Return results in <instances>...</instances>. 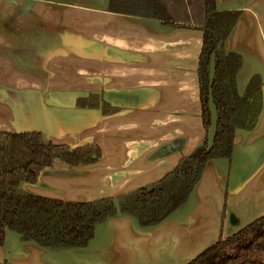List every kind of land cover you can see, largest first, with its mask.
I'll use <instances>...</instances> for the list:
<instances>
[{"label":"crops","instance_id":"0c3cea01","mask_svg":"<svg viewBox=\"0 0 264 264\" xmlns=\"http://www.w3.org/2000/svg\"><path fill=\"white\" fill-rule=\"evenodd\" d=\"M242 15L224 44L243 67L237 86L264 82V0H216ZM109 0H0V131H38L47 141L96 144L102 158L36 168L30 193L65 201L117 198L162 179L206 140L199 57L203 32L113 13ZM96 94L120 110L78 108ZM264 98V87H263ZM264 215V107L256 129L238 131L231 161L210 160L188 204L142 228L110 218L84 249L48 250L6 232L0 263L187 264Z\"/></svg>","mask_w":264,"mask_h":264},{"label":"trees","instance_id":"16d2710c","mask_svg":"<svg viewBox=\"0 0 264 264\" xmlns=\"http://www.w3.org/2000/svg\"><path fill=\"white\" fill-rule=\"evenodd\" d=\"M108 10L203 32L198 76L206 133L211 125L210 61L221 46L212 85L219 116L214 147L207 153L206 135L203 145L184 156L162 179L117 198L78 202L36 195L23 186L37 184L36 168H52L55 161L73 167L97 163L102 158L98 145L73 148L47 141L38 131H0V247L6 232L11 231L22 242H33L48 250L84 249L94 240L97 229L118 215L132 217L142 228L157 226L186 207L210 160H232L237 132L250 133L259 123L264 82L258 74L253 75L240 95L237 75L243 58L224 50L242 11H219L216 0H109ZM76 106L100 109L104 116L120 111L96 94L77 99ZM187 264H264V215L226 237L221 235Z\"/></svg>","mask_w":264,"mask_h":264},{"label":"water","instance_id":"95a60500","mask_svg":"<svg viewBox=\"0 0 264 264\" xmlns=\"http://www.w3.org/2000/svg\"><path fill=\"white\" fill-rule=\"evenodd\" d=\"M221 46H218L216 51L211 57L210 61V68H209V104H208V109L211 115V125L207 133V148L206 151L207 153H210L211 150L214 147L216 138H217V133H218V121H219V116H218V109L217 106L214 102V97H213V92H212V85L215 80L216 76V58H217V52L220 50Z\"/></svg>","mask_w":264,"mask_h":264},{"label":"flooded vegetation","instance_id":"af4514ba","mask_svg":"<svg viewBox=\"0 0 264 264\" xmlns=\"http://www.w3.org/2000/svg\"><path fill=\"white\" fill-rule=\"evenodd\" d=\"M237 88H238V86H237Z\"/></svg>","mask_w":264,"mask_h":264},{"label":"rangeland","instance_id":"374dc122","mask_svg":"<svg viewBox=\"0 0 264 264\" xmlns=\"http://www.w3.org/2000/svg\"><path fill=\"white\" fill-rule=\"evenodd\" d=\"M29 186V185H28ZM24 187V186H23Z\"/></svg>","mask_w":264,"mask_h":264}]
</instances>
